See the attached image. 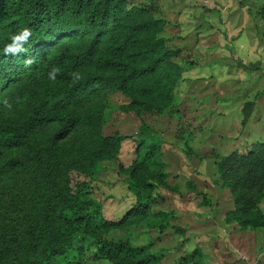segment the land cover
<instances>
[{"label": "rangeland", "instance_id": "obj_1", "mask_svg": "<svg viewBox=\"0 0 264 264\" xmlns=\"http://www.w3.org/2000/svg\"><path fill=\"white\" fill-rule=\"evenodd\" d=\"M125 3L126 8H141L140 15L149 19L141 40L157 41L159 53L178 49L177 54L164 53L151 74L161 80L156 85L160 98L149 109L139 105L134 110L128 107L129 95L113 85L81 97L73 106L77 122L64 138L52 140V126L45 125L33 132L29 148L4 150L3 155L21 156L22 165L0 179V198L5 206V199L12 202L17 220L33 218L67 162L78 167L101 138L120 134L124 137L115 156L98 160L92 171L70 172L72 182H86L101 203L102 216L117 220L135 199L125 170L134 159L148 166L135 178L149 185L150 206L109 225L103 237L125 240L160 264H264V224L241 225L226 218L233 201L216 169L221 155L264 142L261 0ZM54 36L44 44L46 51L83 41L91 32L83 28ZM37 89L36 80H24L9 82L0 92L10 102L9 112L22 117ZM247 99L253 100V108L241 126L240 107ZM149 144L154 148L147 152ZM257 206L264 217V196ZM77 235L71 234L73 243L81 241ZM58 258L61 263L78 258L80 264H110L86 243L81 255L71 247Z\"/></svg>", "mask_w": 264, "mask_h": 264}, {"label": "trees", "instance_id": "obj_2", "mask_svg": "<svg viewBox=\"0 0 264 264\" xmlns=\"http://www.w3.org/2000/svg\"><path fill=\"white\" fill-rule=\"evenodd\" d=\"M141 11L138 7L126 8L125 0H0V90L9 82L38 83L37 96L22 117L9 112L10 102L5 104L0 92V179L22 165L21 156L3 155L5 149L29 148L33 132L45 125L52 126V140L64 138L77 122L73 106L86 94L113 85L129 95L128 107L134 110L139 105L149 109L153 100L160 98L156 85L161 80L151 74L164 53L177 54L178 49L159 53L157 41L141 40L142 27L149 23ZM259 11L264 17V0ZM24 28L32 30L25 45L28 52L5 55L3 49L11 36ZM83 28L91 32L89 38L51 52L43 48L60 31L73 34ZM29 57L34 63L26 67L24 60ZM53 67L60 71L55 80H50L48 73ZM73 72L80 73L79 81L72 79ZM252 108L253 100L242 102L241 126ZM123 137L115 134L101 138L80 158V167L74 161L67 162L51 180L37 214L27 221L17 220L12 202L5 199V206L0 198V264H80L78 258L61 263L58 257L71 247L81 255L85 243L91 244L95 256L108 259L110 264H160L125 240L101 235L109 225L143 214L150 206L149 185L135 178L138 172L148 169L141 159H134L125 170L127 187L133 190L135 199L117 220L102 216L101 203L92 196L86 182H72L70 178L72 170L92 171L98 160L115 156ZM153 148L154 144H149L146 151ZM216 169L233 201L226 218L241 225L262 226L264 217L257 202L264 196V142H251L244 152L233 150L221 155ZM75 232L77 241H81L73 243L71 234Z\"/></svg>", "mask_w": 264, "mask_h": 264}, {"label": "clouds", "instance_id": "obj_3", "mask_svg": "<svg viewBox=\"0 0 264 264\" xmlns=\"http://www.w3.org/2000/svg\"><path fill=\"white\" fill-rule=\"evenodd\" d=\"M31 37H32V30L30 28H24L18 33L13 34L11 36V42L5 45L3 49L4 54L9 56H19L21 54H26L28 52V49L25 47V45L29 42ZM33 63L34 60L30 57L24 60V65L26 67L30 66ZM59 71H60L59 68L53 67L48 73V78L50 80H55ZM72 79L74 81H79L81 79L80 73L73 72ZM5 104H7V101H5Z\"/></svg>", "mask_w": 264, "mask_h": 264}]
</instances>
